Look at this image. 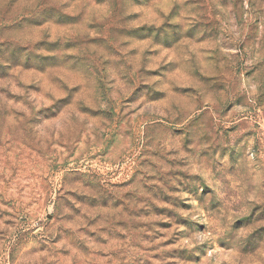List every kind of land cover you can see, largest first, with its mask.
Listing matches in <instances>:
<instances>
[{
  "label": "clouds",
  "instance_id": "obj_1",
  "mask_svg": "<svg viewBox=\"0 0 264 264\" xmlns=\"http://www.w3.org/2000/svg\"><path fill=\"white\" fill-rule=\"evenodd\" d=\"M28 7H34V3H29ZM173 7H176V13L170 15ZM82 8L85 24L95 20L107 27L120 21L119 28L134 29L140 23H147L151 32L141 41L127 37L115 40L119 54L104 57L112 61L111 66L105 69L100 61L99 75L93 72L88 80L80 81L82 91L94 94V103L85 95L77 96L74 92L68 99L49 92L51 107L36 117L40 123H22L19 128L11 129L14 136L42 151L49 168L59 167L63 174L77 167L81 172L97 173V176L88 187L85 183L89 177L66 185L60 192L61 200L52 195L60 185L51 181L48 204L54 207L45 206L38 215L24 220L29 213L35 212L34 208L25 207L31 196L20 195L18 188L22 186L10 178L8 165H5L4 179L0 180V210L15 212L16 225L0 234V264H29L39 257L27 254L28 249L40 245H47L41 253L45 264L49 261L52 264H73V261L81 264L82 254L76 250L81 244L89 249L109 252L114 245H95L82 229H90L107 240L106 233L100 229L115 228V220H126L131 227L133 222L145 219L128 216L121 208L112 207L117 201H123L129 211L144 206L125 200L126 192L147 201L152 199V193L143 185L156 184L167 191L165 183L176 185L177 181L196 192L195 198L188 199L191 213L182 209L175 211L179 216H187L190 225H199L209 232L205 250L214 248L217 238L234 251L243 250L254 229L264 227V219L256 218H253L255 222L251 227H243L247 223L243 217L249 216L256 205H262L261 211L264 212V0H200L199 3L168 0L167 3H154L150 18L132 23L124 22L129 13L143 11L133 7L132 0H109L103 15L96 13L87 3ZM29 15L39 18L41 13L36 11ZM45 23L44 29L25 26V32L13 38L20 44L29 45L40 39L37 33L44 31L50 41L67 38L62 32L54 33L53 26ZM30 51L36 59L42 55L38 48L32 47ZM62 55L58 54V58ZM178 71L195 78L190 89L177 81ZM98 81L105 87H100ZM67 88L72 91L71 83ZM137 88L140 91L132 95L133 89ZM130 96L135 103L125 102ZM158 97H164L166 103L152 102ZM85 103L114 115L110 121L103 122L104 127H100L78 112L77 109ZM65 105L69 107L65 109ZM121 108L125 111L121 112ZM133 109L134 117L130 115ZM49 113L57 116L64 113L63 126L49 127L44 121ZM34 114L35 108L28 115ZM106 128L109 132L105 139L112 138V132H115L116 143L105 157L103 166L92 163L85 155L82 160L68 162L65 167L68 152L51 150L50 145L58 142L57 134L59 140L68 146V151H72L76 148L79 133L90 138L94 131L104 132ZM79 151L84 152L83 144ZM95 151L99 148H92V152ZM142 152L147 153V160L151 163L142 167V176L136 185L129 189L113 186L111 181L118 178V172L127 168L130 175L133 165L141 167L139 161L145 159ZM9 158L12 165L19 163ZM31 170L36 171L35 168ZM45 174L49 173L46 171ZM159 177H163V181ZM74 194L95 202L104 201L109 207L90 210L78 203ZM179 195L184 198L183 192ZM3 201H11L14 207H7ZM214 205H223V208L217 207L213 211ZM73 207L80 210L83 218L76 217ZM48 212L53 213L54 218L50 226L41 230L38 225L40 222L47 224ZM29 229L35 231L29 232ZM117 230L125 231L123 228ZM193 231L194 228H190L185 233L190 240L179 245L187 246L190 252L193 243L203 244L205 239L194 235ZM134 232L152 234L147 228H137ZM21 236L24 237L23 243L18 239ZM136 239L144 247L160 243L139 236ZM257 243L260 250L256 256L242 257L241 264H256L257 257L264 259V238ZM62 251L67 255H62ZM215 252L221 255L223 250L215 247ZM212 255L209 252L206 260ZM132 256L151 258L150 253L139 248L132 249L128 259Z\"/></svg>",
  "mask_w": 264,
  "mask_h": 264
},
{
  "label": "rangeland",
  "instance_id": "obj_2",
  "mask_svg": "<svg viewBox=\"0 0 264 264\" xmlns=\"http://www.w3.org/2000/svg\"><path fill=\"white\" fill-rule=\"evenodd\" d=\"M168 0H132V6L142 9V12H131L125 18L126 23L139 22L151 17L154 3H167ZM194 3H199L200 0H193ZM226 2V0H225ZM29 3H34V7H28ZM89 4L96 13L103 15L107 11L109 0H0V180L4 179L3 168L8 165V171L11 173V179L15 180L21 196L28 195L31 199L27 201L26 208H34V213H29L24 220L30 219L34 215L42 212L45 206L54 207L48 204L49 193L48 186L51 181H55L60 185L59 189L52 193L57 200H61L60 192L66 185L79 183L84 181L85 177H89L85 187L91 185L92 180L97 176V173L81 172L79 168L73 167L63 174L60 173L59 167L49 168L47 161L42 154V151H37L30 144L26 143L19 136H14L12 128H19L22 123H40L36 117L45 113L46 108H50L49 92H54L62 99H68V96L74 92L77 96L85 95L88 100L95 102L94 94L88 90L82 91L80 81H86L90 75L95 72L100 73L102 61L105 69L111 66L110 59H104L105 56L118 55L119 51L115 46V40L127 37L129 40L141 41L147 38L151 30L147 23H140L134 29H122L118 25L120 21H116L110 26L105 27L103 24L97 23L95 20L85 24L82 15V5ZM63 9L64 11H61ZM39 11V18H33L29 13ZM176 13V7L170 10V15ZM53 26L54 33H64L66 39H57L56 41L48 40L46 31L37 33L40 39H36L34 44H20L13 37L25 32V26L38 29L46 28V23ZM211 23L209 22V27ZM127 40L125 41V45ZM35 47L40 50L42 55L36 59L32 56L30 48ZM63 53L58 58V54ZM135 53V50H133ZM171 63V61H170ZM161 67H164L162 64ZM153 71L158 72L159 69ZM107 77H105L106 79ZM177 81L180 82L186 89L192 87L195 79L190 74L178 71L176 73ZM123 79V78H122ZM71 83L72 91L69 92L67 84ZM100 87H105L102 82ZM110 83H115L110 81ZM144 87V86H142ZM140 91V88L133 89L132 95ZM65 92L68 95H63ZM139 99V97L137 98ZM152 99V98H150ZM125 102L135 103L131 100V96ZM154 103H166L164 97L153 99ZM240 101H237L239 104ZM69 105H65L67 109ZM35 108V114H28ZM78 112L87 118L90 122H96L100 127H104L103 122L111 120L114 113H108L104 109L92 108L89 104H82ZM121 112L125 109L121 108ZM65 114L59 116L47 114L44 121L49 127H62V119ZM135 116V110L130 113ZM71 119V117H68ZM236 127V126H234ZM109 130L106 128L104 132L94 131L90 138L85 137L81 132L76 138V148L68 151V146L59 140L50 145L52 151L68 152L65 157V167L68 162H78L88 156V160L97 166H103L106 161L105 157L109 156L112 145L116 143L115 132H112V138L105 139L108 136ZM83 144L84 152L79 151L80 145ZM98 147L99 151L92 152V148ZM145 156L144 160H140L141 167H133L130 170L125 168L117 173L118 178H114L111 183L115 187L121 189H129L136 185L138 178L142 176V167L151 162L147 160V153L142 152ZM16 159L19 163L12 165L9 158ZM35 168L36 171L31 169ZM49 174H45V172ZM125 175L128 176L125 179ZM151 180H156L157 177H149ZM163 181V177H159ZM147 191L152 193V199L145 201L144 199H136L134 193L126 192L125 200L135 201L136 203L144 204L143 207L129 211L123 201H117L112 205L113 208L119 207L128 216L144 217L143 220H137L129 226L126 220H115V228L109 230L102 228L100 231L106 233L108 239L98 237L95 232L90 229L83 230L84 235L91 239L92 243L99 246L114 245L109 249V252L100 251L97 249H89L85 244H81L76 250L82 254L83 259L81 264H241L242 257L256 256L260 250L257 243L258 240L264 238V227L254 229L250 234L249 242L243 250L234 251L226 244L219 242L218 247L223 250L221 255H217L214 248L205 250L207 244L206 237L209 232L199 225H190L187 216H179L176 214V209H182L184 212L191 213L192 206L188 203L189 198H195L196 192L185 186L181 181H177L176 185L165 183L167 191L164 188L158 187L156 184L151 186L143 185ZM39 193V196L33 193ZM184 193L182 199L179 195ZM2 195V193H0ZM74 198L78 203L86 205L90 210L99 208L107 209L108 203L104 201L95 202L90 199L82 198L74 194ZM156 201V202H154ZM7 207H14L11 201H3ZM70 203V202H69ZM217 207L223 208V205H214L213 211ZM262 205H256L249 216L243 217L247 223L243 227H251L255 222L253 218L264 219V212L261 211ZM76 217L80 216V210L73 207ZM208 209H205L207 212ZM259 213V216H257ZM5 217H9L5 219ZM16 213L9 212L6 209L0 210V234L6 229L15 227ZM157 217L158 219H151ZM53 213L46 214L47 224L40 222L38 225L41 230H45L51 225ZM99 219V217H97ZM123 228L125 231H118ZM137 228H147L148 232L152 233H135ZM194 228L193 234L204 237L203 244H194L193 250L190 252L185 247H180L183 241H189L190 237L185 235L186 232ZM156 229V231H153ZM35 229H29V232ZM171 233V235H168ZM24 235H27L25 233ZM136 236L140 239L151 241L159 240L158 244H151L144 247L137 242ZM23 243L24 237L18 238ZM59 239V236L57 237ZM127 245V247H126ZM75 247V245H74ZM47 245H40L39 248L33 247L28 249L29 255L39 257L29 262V264H45V259L41 255L45 251ZM139 248L140 251L150 253L151 258L146 256H132L128 259L132 249ZM163 248L165 251H157ZM213 255L206 260L208 253ZM10 257L12 253L9 254ZM62 255H67L62 251ZM91 257V259H89ZM48 264H52L51 261ZM75 264V261H73ZM256 264H264V259L257 257Z\"/></svg>",
  "mask_w": 264,
  "mask_h": 264
}]
</instances>
